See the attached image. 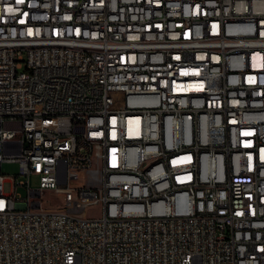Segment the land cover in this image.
I'll list each match as a JSON object with an SVG mask.
<instances>
[{
  "label": "built area",
  "instance_id": "1",
  "mask_svg": "<svg viewBox=\"0 0 264 264\" xmlns=\"http://www.w3.org/2000/svg\"><path fill=\"white\" fill-rule=\"evenodd\" d=\"M0 264H264V0H0Z\"/></svg>",
  "mask_w": 264,
  "mask_h": 264
},
{
  "label": "rangeland",
  "instance_id": "2",
  "mask_svg": "<svg viewBox=\"0 0 264 264\" xmlns=\"http://www.w3.org/2000/svg\"><path fill=\"white\" fill-rule=\"evenodd\" d=\"M19 172V165L16 162H11V161H5L2 164V173L4 175H7L9 178H13L15 177ZM32 185L36 186L38 185V178H33L32 180ZM5 190L6 192H10L11 191V183L7 182L5 184ZM18 192L22 195L25 196L26 190L23 188H19ZM45 197L50 198L53 200V202L62 205L64 203V201L60 198H58L54 192L52 191H46L45 192ZM99 207H92L91 209L86 211V216H97L99 215Z\"/></svg>",
  "mask_w": 264,
  "mask_h": 264
},
{
  "label": "clouds",
  "instance_id": "3",
  "mask_svg": "<svg viewBox=\"0 0 264 264\" xmlns=\"http://www.w3.org/2000/svg\"><path fill=\"white\" fill-rule=\"evenodd\" d=\"M9 11L11 12V11H12V9H9Z\"/></svg>",
  "mask_w": 264,
  "mask_h": 264
},
{
  "label": "snow or ice",
  "instance_id": "4",
  "mask_svg": "<svg viewBox=\"0 0 264 264\" xmlns=\"http://www.w3.org/2000/svg\"><path fill=\"white\" fill-rule=\"evenodd\" d=\"M17 2H20V0H17Z\"/></svg>",
  "mask_w": 264,
  "mask_h": 264
}]
</instances>
